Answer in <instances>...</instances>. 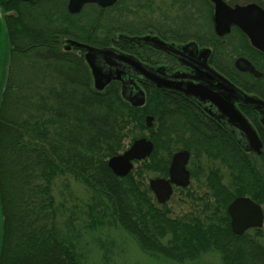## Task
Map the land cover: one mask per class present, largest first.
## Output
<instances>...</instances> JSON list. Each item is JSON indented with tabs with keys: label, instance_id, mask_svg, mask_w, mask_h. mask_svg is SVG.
I'll use <instances>...</instances> for the list:
<instances>
[{
	"label": "trees",
	"instance_id": "obj_1",
	"mask_svg": "<svg viewBox=\"0 0 264 264\" xmlns=\"http://www.w3.org/2000/svg\"><path fill=\"white\" fill-rule=\"evenodd\" d=\"M193 1L204 6L195 13L209 24L202 27L205 38L196 40L201 44L207 41L214 48V56H221L222 50L228 49L231 55H242L251 61L262 77L235 71L234 81L246 91L264 95V53L254 49L238 28H233L223 42L210 27L209 0ZM190 3L195 8V3ZM1 6L16 15L6 16L4 28L1 26L4 47L0 71V264H79L73 248L58 239L53 226L56 211L51 188L55 178L65 174L79 177L94 192L106 195L116 220L145 249L170 256L174 249L193 255L199 248L209 247L220 255L221 264H264V248L254 245L256 242L249 239L247 232L233 233L225 210L235 195L248 193L247 177H251V185L264 193L260 178L264 155L260 170L254 157L244 153L222 131L214 142L204 143L196 114L181 97L170 92L148 88L145 105L133 108L121 97L117 83L101 91L94 89L83 56L57 47L59 34L70 32L57 30V19H52L51 14L57 11L69 21L75 16L66 11L65 0H0ZM88 7L97 10V21L91 23L96 31L86 35L93 40L91 45L105 46L112 31L140 33L132 26L103 27L99 19L106 9ZM74 18L72 25L78 23L74 26L79 28L82 15ZM105 30L106 35L96 36V32L102 34ZM173 36L175 40L182 38ZM114 43L133 51L126 39L119 38ZM146 113L155 116L158 123L156 133L154 129L150 131L157 138L154 149L146 159L137 162L136 169L117 176L108 167L107 159L120 152L125 128L130 123H140L142 127ZM186 134L192 137L185 139ZM166 140H175L192 150L197 163L205 155L230 171L236 181L233 188L223 184L218 168L208 172L207 187L214 203L211 207L204 204L202 211L205 214L210 208H224V217L219 213L216 221L205 216L203 222L197 218H172L164 205L159 207L150 201L148 185L134 177L145 170L167 176L170 149H160L158 145ZM159 150L166 153L160 154ZM259 231L255 229V233ZM166 234L172 235V239H167L171 247L159 241ZM237 241L243 242L241 245L247 246L249 252L254 251L255 256L243 255L245 251Z\"/></svg>",
	"mask_w": 264,
	"mask_h": 264
},
{
	"label": "rangeland",
	"instance_id": "obj_2",
	"mask_svg": "<svg viewBox=\"0 0 264 264\" xmlns=\"http://www.w3.org/2000/svg\"><path fill=\"white\" fill-rule=\"evenodd\" d=\"M190 1L195 3V8L192 7ZM226 1L240 4L250 1L256 3L258 1L264 5V0ZM66 4L67 0H65V5ZM115 4L116 3H113L112 5L104 8L100 7L102 9H106L102 13L101 19H99V22L102 24V26H129V28L132 26L131 28L136 29V31L140 33H136L134 31L127 33L124 30L116 32L112 31L111 35L109 36V42L104 43L105 45L118 48L119 46L115 45L114 42L121 38V35L124 34L128 37L143 36L147 33L163 34L164 36H167L169 40H174L172 38L173 35V37L181 36L182 38L179 40L205 38L206 31H202V27H207L208 23H206L205 20L201 18V14L195 13L196 10L202 11L204 6L197 5L193 0H120L116 5ZM89 5L94 7L96 4H85L77 13L68 12L66 7V11L70 15H75L74 17H76L77 14L82 15V18L79 19V28L74 26L78 25V23L72 25V22L76 20L74 17L70 18L71 21L65 20L57 11L53 12L51 14L52 16L50 15L52 19H57L54 23V27L57 30L59 29L61 32H63L67 29L70 32L69 35L61 36L59 34L57 41L58 48L61 47L63 50H66L65 46L69 45V40L91 44L89 42H92L93 40L86 38V35L96 31L95 29L92 30L91 23L94 19L97 21L96 16H94L97 13V10H93L92 7L90 9V7H88ZM209 9L210 7L208 10ZM11 15H16V13H14L12 10L4 11L2 6L0 7V16L3 28L5 17ZM192 16L194 19L193 21H191ZM58 17H61V19H58ZM82 27H84V29H81ZM210 27L212 30V21L210 22ZM165 30L170 31L171 33H166ZM107 31L108 30H105V34L96 32V36L103 37V35L107 34ZM214 34L218 37L215 32ZM126 40L130 44L134 43L129 41L127 38ZM0 42L1 71V65L3 62L2 53L4 47V40L2 36L0 38ZM203 44L209 45L207 41H203ZM128 48L130 47L128 46ZM119 49L126 50L123 47H119ZM131 50L135 51L133 48H131ZM69 51H73V53L78 56H83V54H81L83 50H81L78 46H74ZM138 53L142 58L147 59L149 62H166L163 56H160L161 58H159L157 54L150 53L144 49H141L140 51L138 50ZM219 55L221 56H218L217 54L214 56L213 63L216 65V67H219L223 69L224 72L230 74L228 69L229 62H232L234 58L237 57V55H231L228 49L222 50ZM240 57L244 56L240 55ZM219 63L224 64L221 65ZM242 83L245 82L242 81ZM150 115L152 114L148 113L146 116H144L142 127L140 123L139 125L138 123H130L129 127L125 128V130L122 132V148L119 150L120 152L130 146L133 140L140 137H146L152 142L154 141L155 145L157 138L155 135L152 136L150 131L151 129H154V133H156L158 123L155 116H153V121L149 117L150 124L148 125L146 118ZM166 126H164V128H166ZM167 127L170 130V126ZM205 132L208 131L205 130ZM164 134L166 135L167 133L165 132ZM191 137L192 136L187 134L184 135L185 139H190ZM158 145L161 146L160 149L166 146L170 149L167 154L168 156L169 154L172 156L179 150L186 149L180 142L176 144L175 140H166L163 143L158 142ZM191 151L192 150H190L191 156L188 163V169L190 170L191 176L189 177L188 185L184 187H174L172 195L164 203H159L151 190V193L148 195V197L150 198V201H153L159 207L164 205L165 210H167V215L172 218L181 217L188 220L197 218L203 222L205 220V216H208L217 221L218 217L220 216L219 213H221V215L224 217V208H219L218 210L215 208H210L207 209V213H205L206 215L202 213L204 204L207 203L209 207H211V205L214 203L212 192H210L209 188L207 187V177L209 175L208 172L211 169L218 168L223 184L229 188H233L236 181L233 179V176L230 175V171L224 165H220L217 161H209L205 155H202V160H200L201 162L197 163L194 159V152ZM260 152V154H250L256 160L257 167L261 170V167L263 166V160L261 156L264 155V147L260 148ZM158 153L164 155L166 152L159 150ZM137 165L138 163L135 162L134 166ZM261 171L260 178L263 181L264 169L262 168ZM157 176L166 177L163 172H158L156 170H145L142 171L140 175L135 176L134 179L147 186L149 185V179ZM246 179L247 185L245 190L248 192V195H252L257 198L264 208V200L261 198L263 192L256 189L255 185H251V177H247ZM51 189L56 211L53 226L55 228L56 234L58 235V239L73 248L79 264H221L220 255L215 250H208L209 247H207L205 250L203 249L204 251L199 248L197 252L193 253V255L174 249L173 253L171 252L172 254H169L170 256H163L161 254H157L155 251L152 252V250L145 249L141 246L135 236L128 230H125L123 228V224L116 220L115 216L112 214V208H110L111 203L109 202V199L106 197V195L103 193L94 192L92 189L82 183L79 177H75L71 174H65L63 176L57 177L53 181ZM235 196H244V194H237ZM227 205L225 210H227ZM215 220L213 222H216ZM246 232L249 234V239L252 240V242H256L254 245L259 244L261 248H264V226L260 229V233H255V230H248ZM167 239H172V235L166 234L159 241L163 245L171 247V245L168 244ZM237 243H239V246L244 249L245 253L243 255H250V253L254 252H249V248L247 246H242L241 243L244 244L243 242L237 241ZM235 248L236 246L233 247V250H235ZM254 253H252V256H255ZM171 257H175L176 259Z\"/></svg>",
	"mask_w": 264,
	"mask_h": 264
},
{
	"label": "water",
	"instance_id": "obj_3",
	"mask_svg": "<svg viewBox=\"0 0 264 264\" xmlns=\"http://www.w3.org/2000/svg\"><path fill=\"white\" fill-rule=\"evenodd\" d=\"M30 1V0H23ZM116 0H67V10L70 13H77L86 3H95L100 7H107L112 5ZM214 5L213 24L214 30L221 35L229 31L230 25L238 27L249 39L251 45L257 50L264 53V9L256 3H247L244 5L236 4L233 7L229 6L224 0H210ZM1 19H0V38L1 33ZM123 38L136 43H146L154 46L157 49L164 50L167 53L175 55H183L187 53V45L180 50L174 46L161 41L154 35L132 36L121 35ZM69 44H74L82 47L85 50L84 58L88 64L91 74L93 76L94 87L97 90H102L104 86L111 80L117 79L128 84L125 79V73L120 71L121 67L126 66L137 72L139 76L155 85L158 88H164L182 93L188 97H200L212 100L216 106L223 112V114L235 123L239 130L246 135L248 147L245 150H251L260 153L261 142L257 137L256 132L251 127L247 119L234 107L232 103H226L225 99L221 97L216 91L208 89L206 86L195 83L190 80H177L167 77L154 68L141 63L137 58L130 54H126L116 50L113 47H95L86 43H81L75 40H69ZM1 44V42H0ZM194 44V43H189ZM1 49V46H0ZM204 54L209 53V50L204 48L200 52ZM235 66L241 71H248L254 76H259L260 72L245 58L238 57L235 60ZM129 70V69H128ZM215 75L224 81L225 79L215 73ZM132 82V81H131ZM230 85V84H228ZM232 93L236 92L242 95L241 102L252 105L264 110V100L251 96L241 91L236 86L230 85ZM136 101H132L129 95L124 98L128 99L131 104L140 106L144 102L143 93L136 92ZM225 100V101H224ZM149 117L146 118L149 125ZM153 150V143L151 140L140 137L135 139L132 144L123 152L111 156L107 160V165L111 171L117 176H125L132 169L133 160H142L149 156ZM189 153L186 150H179L175 152L168 167V177H154L149 179V187L153 192L156 200L159 203H164L169 199L172 193V186H187L189 183V171L186 169V163ZM227 213L230 217V227L236 234L243 233L250 227L261 226V210L260 207L250 200L248 197L239 196L234 198L227 205ZM0 239H1V220H0Z\"/></svg>",
	"mask_w": 264,
	"mask_h": 264
},
{
	"label": "flooded vegetation",
	"instance_id": "obj_4",
	"mask_svg": "<svg viewBox=\"0 0 264 264\" xmlns=\"http://www.w3.org/2000/svg\"><path fill=\"white\" fill-rule=\"evenodd\" d=\"M224 1L231 7H233L235 4H240V3H233L230 1H226V0H224ZM246 3H248V2H246ZM246 3H242L241 5H244ZM210 4H211L210 8H211V21H212L213 14H214V5L211 2H210ZM212 26H213V22H212ZM234 27L236 28L235 25H230L229 31L224 33V34H221V35L217 34L216 32L215 33L218 35V37H221L223 42H225L226 37H227L226 35H228L231 32L232 28H234ZM212 28H213L212 30L215 31L214 27H212ZM148 34L157 36L161 41L174 46L177 50H180V51L183 47H185L188 44L187 45L188 52L184 53L183 55H175V54H172L171 52L167 53L164 50L157 49L154 46H151L150 44H146V43L145 44L144 43L130 44V46L133 49H135V51H132V52L129 50L119 49V47L118 48L114 47V48L120 52L134 56L141 63L146 64L149 67L154 68V70L159 71L160 73H162L163 75H165L167 77H170L173 79L175 78L177 80H190V81L195 82V83L199 82V84L206 86L208 89H210L212 91H216L221 97H223V99L226 100V101L224 100L226 103H232L234 105V107L236 109H238L239 112L247 119V121L250 123L251 127L254 129V131L257 134V137L259 138V140L261 142V148L264 147V110L259 111V109L253 107L252 105L241 102L240 100H242V95H238L236 92L232 93V91L230 89V85H233V86L238 87L239 89H241V91L245 92L248 95L256 96L257 98L264 100V95L254 93V92H248L242 86L238 85L234 81V78H233L234 75L233 74L235 71L240 73V74H249L254 78L262 77V72L260 70H258L256 68V66L251 61H249L247 58L243 57V58L247 59L254 66V68L260 72L259 76H254L252 73H250L248 71H241V70L237 69V67L235 66V60L238 57H240V56H237L234 58V60L232 62H229L228 69H229V72L231 74V77H230L229 73L224 72L223 69L216 67V65L213 63L212 58L214 56L213 55L214 48L211 45L201 44L198 42V40L193 39V38H190L187 40H175L174 39L175 40L174 41L171 39L170 40L164 39L160 35L155 34V33H148ZM189 43H194V44H189ZM74 46H77V45L69 44L68 46H65L66 51L71 50ZM78 47H80V46H78ZM111 47H113V46H111ZM204 48L209 50V53L205 54V56H206L205 60H204V54L200 53L201 50ZM80 49H82V48L80 47ZM141 49L149 51L150 53L157 54L159 56V58H161L163 56L164 59L166 60V62H164V63L149 62L147 59L142 58L139 55L138 50L140 51ZM78 52H80V51H78ZM83 54H84V52H83ZM219 64H221V63H219ZM223 64L224 63H222L221 65H223ZM128 69L126 68V66L121 67V69H120V71L122 73L126 72L125 79L127 81H124V82H128V84L123 83V81H121V80L111 79L104 86V88L111 83H117L120 95L121 96H123V95L128 96L129 95V97L132 101H136V94H138L136 92L141 91L143 93V96H144V102L140 106H136V105L131 104L130 101L125 98L129 102V105L132 106L133 108L142 107L145 105V103L147 101V90H148V88H153V89H158V90L170 92L172 95H176V96L181 97L183 99V101H185V103H187L189 105V107L192 109V111L196 114V116H195L196 120L195 121L197 123L198 129L202 132L203 138H205L204 143H205V141L208 143L214 142L217 138H219L218 132L222 131L229 137V139L235 145H237L239 148H241L244 153L260 154L262 152L261 151L260 153H256L254 151L244 149L245 147H248V141H247L246 135L243 132H241V130H239L238 126L235 123H232L231 120H229L223 114V112L216 106V104L212 100L206 99V98H200V97H192V96L188 97V96L183 95L182 93H179V92H176L173 90L158 88L155 85L148 83L147 81H144V79H142V77L139 76L137 74V72H135L134 70H131L130 67H128ZM215 73H217L218 75H221L225 80L222 81V79L218 78L215 75ZM228 84H230V85H228ZM148 117H150L152 119V121L154 120L153 115L147 116V118ZM204 129L207 130L209 133L205 132ZM210 133H211V135H210ZM153 149H154V143H153ZM183 150H186L189 153L188 160L186 163V169L189 171V177H190L191 174H190V170L188 169V163H189L191 153L188 149H183ZM135 162L136 161H134V163ZM262 184H263V191H264V179L262 181ZM173 190H174V187H173ZM172 193H173V191H172ZM172 193H171V195H172ZM263 195H264V193H263ZM263 195H261L262 200H264ZM244 196L248 197L250 200L255 202L260 207V210L262 213L261 226L260 227H250V228L246 229L245 231L261 229L264 226V208H263L261 202L257 198H255L254 196L248 195V193H246V195L244 194ZM236 197H239V196H235L234 198H236Z\"/></svg>",
	"mask_w": 264,
	"mask_h": 264
},
{
	"label": "bare ground",
	"instance_id": "obj_5",
	"mask_svg": "<svg viewBox=\"0 0 264 264\" xmlns=\"http://www.w3.org/2000/svg\"><path fill=\"white\" fill-rule=\"evenodd\" d=\"M105 46H108V45H105Z\"/></svg>",
	"mask_w": 264,
	"mask_h": 264
}]
</instances>
